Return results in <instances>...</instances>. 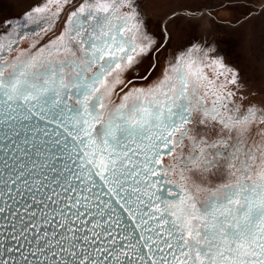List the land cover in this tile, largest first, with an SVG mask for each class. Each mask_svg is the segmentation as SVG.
<instances>
[{
	"label": "snow or ice",
	"instance_id": "1",
	"mask_svg": "<svg viewBox=\"0 0 264 264\" xmlns=\"http://www.w3.org/2000/svg\"><path fill=\"white\" fill-rule=\"evenodd\" d=\"M133 8L45 0L24 52L0 22V264H264V101Z\"/></svg>",
	"mask_w": 264,
	"mask_h": 264
},
{
	"label": "rangeland",
	"instance_id": "2",
	"mask_svg": "<svg viewBox=\"0 0 264 264\" xmlns=\"http://www.w3.org/2000/svg\"><path fill=\"white\" fill-rule=\"evenodd\" d=\"M133 4L145 39L161 45L159 52L150 54L152 59L159 57L165 64V55L172 60L182 50L202 49L237 74L240 92L264 101V0H133ZM21 15L19 24H12L24 34L18 52L32 44L40 47L52 36L53 21L45 24L37 16L38 22L28 20L25 24L21 21L27 16ZM60 15L61 20L54 22L57 29L66 19L64 13ZM42 27L49 31L45 33ZM148 63L151 60L145 61L141 72Z\"/></svg>",
	"mask_w": 264,
	"mask_h": 264
},
{
	"label": "crops",
	"instance_id": "3",
	"mask_svg": "<svg viewBox=\"0 0 264 264\" xmlns=\"http://www.w3.org/2000/svg\"><path fill=\"white\" fill-rule=\"evenodd\" d=\"M44 2L45 0H0V22L11 20L12 24H19L18 14H23L21 15L23 17L34 6L41 5ZM25 19L28 21L27 18Z\"/></svg>",
	"mask_w": 264,
	"mask_h": 264
}]
</instances>
